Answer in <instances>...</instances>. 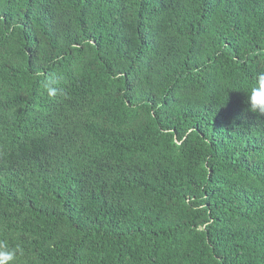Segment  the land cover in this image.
<instances>
[{
	"label": "trees",
	"instance_id": "obj_1",
	"mask_svg": "<svg viewBox=\"0 0 264 264\" xmlns=\"http://www.w3.org/2000/svg\"><path fill=\"white\" fill-rule=\"evenodd\" d=\"M261 71L264 0H0L16 264H264Z\"/></svg>",
	"mask_w": 264,
	"mask_h": 264
},
{
	"label": "clouds",
	"instance_id": "obj_2",
	"mask_svg": "<svg viewBox=\"0 0 264 264\" xmlns=\"http://www.w3.org/2000/svg\"><path fill=\"white\" fill-rule=\"evenodd\" d=\"M59 82V78L49 79L44 84L49 97H55L57 88L55 84ZM247 102L252 112L264 114V71L256 74L255 80L249 85V93L247 94ZM22 248L19 245L10 247L8 243L0 239V264H16L18 254L22 255Z\"/></svg>",
	"mask_w": 264,
	"mask_h": 264
}]
</instances>
